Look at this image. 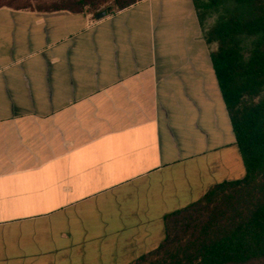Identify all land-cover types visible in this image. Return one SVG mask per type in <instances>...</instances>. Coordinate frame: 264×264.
<instances>
[{
  "label": "crops",
  "instance_id": "crops-1",
  "mask_svg": "<svg viewBox=\"0 0 264 264\" xmlns=\"http://www.w3.org/2000/svg\"><path fill=\"white\" fill-rule=\"evenodd\" d=\"M0 7V264H130L244 167L192 0Z\"/></svg>",
  "mask_w": 264,
  "mask_h": 264
},
{
  "label": "trees",
  "instance_id": "trees-1",
  "mask_svg": "<svg viewBox=\"0 0 264 264\" xmlns=\"http://www.w3.org/2000/svg\"><path fill=\"white\" fill-rule=\"evenodd\" d=\"M136 1L0 0V7L98 14ZM192 3L203 39L213 46L209 58L244 175L168 214L161 243L130 264H264V0Z\"/></svg>",
  "mask_w": 264,
  "mask_h": 264
},
{
  "label": "rangeland",
  "instance_id": "rangeland-1",
  "mask_svg": "<svg viewBox=\"0 0 264 264\" xmlns=\"http://www.w3.org/2000/svg\"><path fill=\"white\" fill-rule=\"evenodd\" d=\"M8 1H10V0H8ZM11 1H14V0H11ZM49 1H51V0H30L32 5H37V4L46 3V2L48 3ZM111 4H112L111 2H107L102 7H107V6L111 5ZM91 13L93 14V12H91Z\"/></svg>",
  "mask_w": 264,
  "mask_h": 264
},
{
  "label": "water",
  "instance_id": "water-1",
  "mask_svg": "<svg viewBox=\"0 0 264 264\" xmlns=\"http://www.w3.org/2000/svg\"><path fill=\"white\" fill-rule=\"evenodd\" d=\"M104 15V12H100V13H98L96 16L97 17H101V16H103Z\"/></svg>",
  "mask_w": 264,
  "mask_h": 264
}]
</instances>
